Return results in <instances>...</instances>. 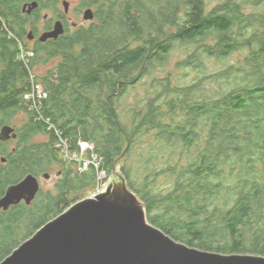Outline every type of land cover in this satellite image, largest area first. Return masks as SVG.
Listing matches in <instances>:
<instances>
[{"label":"trees","instance_id":"trees-1","mask_svg":"<svg viewBox=\"0 0 264 264\" xmlns=\"http://www.w3.org/2000/svg\"><path fill=\"white\" fill-rule=\"evenodd\" d=\"M27 1L42 8L56 5V0H0V127L15 110L27 111L30 66L59 60L36 76L47 93L44 120L35 113L33 120L27 111L30 120L19 136L25 142L22 151L7 155L0 142V154L7 155L0 161V197L34 170L33 164H44L50 142L27 143L51 123L71 150L78 149L79 141L92 144L105 174L120 163L119 177L143 201L149 222L175 240L202 250L264 256V0H222L209 13L205 0H87L94 21L70 37L36 46L24 62L18 42L26 33L28 16L21 6ZM209 38L215 41L212 46L206 45ZM186 44L196 47L179 66L194 71H204L207 58L228 59L241 49L247 53L238 64L203 74L191 86H172V73L165 80L152 77L151 87L160 89L155 97L124 105L131 88L164 66L175 46ZM207 76L221 93L193 99L195 92H204ZM50 132L54 145L57 136ZM219 137L222 141L214 146ZM134 169L146 171L148 189L140 185L152 197L135 188ZM89 175L85 185L79 178L71 186L73 193L95 183L94 166ZM159 177L171 181L165 194L152 193ZM64 189L57 194L61 199L68 194ZM77 200L45 203L52 205L49 210L35 202L0 210V262L45 224L47 215L56 216ZM254 223L259 230L246 245L244 230Z\"/></svg>","mask_w":264,"mask_h":264},{"label":"water","instance_id":"water-1","mask_svg":"<svg viewBox=\"0 0 264 264\" xmlns=\"http://www.w3.org/2000/svg\"><path fill=\"white\" fill-rule=\"evenodd\" d=\"M63 5L67 7L68 2L63 1ZM37 6V1L25 3L21 12L28 14ZM84 17H92L91 10H86ZM63 31V24L56 21L39 39H57ZM26 37L33 38L32 30ZM16 137L14 127H0V142ZM121 181L124 194L114 192L111 186L106 192L77 200L14 248L0 264H264L262 255L225 254L175 240L149 222L144 203L142 206L137 194L123 178ZM38 191L37 178L27 174L6 187L0 210L7 211L21 201L30 205Z\"/></svg>","mask_w":264,"mask_h":264},{"label":"rangeland","instance_id":"rangeland-1","mask_svg":"<svg viewBox=\"0 0 264 264\" xmlns=\"http://www.w3.org/2000/svg\"><path fill=\"white\" fill-rule=\"evenodd\" d=\"M67 1H69L71 4H75L79 0H67ZM221 1L222 0H205L206 12L209 13L210 10L213 7L220 4ZM246 11L247 12L252 11V9L247 8ZM50 12L51 11L48 9L43 10V14H46V16L51 15ZM24 23H25L24 26L26 29V31H25L26 33L30 28L36 29L37 27H41L43 25L42 22H40L38 24H36V23L32 24V20H30V19H27ZM79 23L83 24L82 21H79ZM87 24L88 23H85L84 25H87ZM26 33H25L23 40L19 39V43L21 44L24 51H28V52L33 53V49L36 47V45H34L28 41V39L26 37ZM214 42L215 41L213 39L209 38L206 45L212 46L214 44ZM186 45H188V46H186ZM186 45L175 46L173 48V50L170 52V54L167 57H165V65L164 66L159 67L158 69L157 68L153 69L151 71V75H149L150 77L147 76V77L142 78L136 87L131 88L127 92L126 101L124 102V105H134V102L138 99L139 100H143V99L146 100V99L154 98L155 97L154 92L159 91L160 89H156V88L151 87L150 79L152 77L153 78L160 77V80H165V79H167L165 76H167L168 73H172L174 76H172L169 80V83L172 86H174V85L187 86V85H190L191 83H193L191 85H194L195 80L199 79L198 78L199 76H201L203 74L210 75L212 73L218 72L221 68L229 66V64H233V63L238 64L237 62H239L240 59L247 53L246 49H241V50H238V51L232 53L228 59L225 58L224 60H217V59H215L216 57L215 58H207V59H209V61L205 62V65H206L205 70L204 71H202V70L201 71H196V70L194 71L193 69L181 68L179 66V62H181V60L196 47L195 44H186ZM19 49H20V46H19ZM32 57H33V55H32ZM58 60H59V58H55V59L50 58L46 61H40V62L34 64L32 67L30 66V68H29L30 69L29 70V78H28L29 87H28V93L24 96V99L26 102L25 104L27 105V107H26L27 111H29V113L31 114L32 117L34 116V111L32 109V105L34 106L35 102L37 101L35 96L38 95L39 89L43 88V86L40 83H37L36 76H39L41 74H45L47 71L52 69ZM202 81H205L204 82V92H202V94H200V95H196V92H195L194 94H192L193 99L199 98L202 95H206V96L213 97V98H215V96H219V94L221 93L220 85L218 86L213 82L214 79H212V76H207V77L203 78ZM27 111L25 109L15 110L12 113V115L8 118V120L4 121V124H8V125L16 128L17 130H19V132H21V131L23 132L22 127H24V125L28 124L29 120H30V116L28 115ZM35 116H36V114H35ZM1 117H2V114L0 113V118ZM33 120H35L34 117H33ZM50 127L51 126L49 124L47 126V128L45 129L44 133H37L36 135L31 137V140L28 141V143H27L28 147L35 145V144H39V143H47V141L50 140V136L52 139V134L50 132V130H52V129ZM221 141H222V139H221V137H219L214 146H219V142H221ZM58 142L59 141L55 140L54 144L58 145ZM86 143L89 144L90 146H92V144H90L88 142H86ZM86 143H84V146L81 145V148L83 149V151L78 152V156L80 158L79 166H82L83 162L86 161L90 157L89 147L87 146ZM3 144H4L3 147L7 151L14 149L16 152H21L22 147L25 145V142L20 140L19 138H15V139H10V140L4 142ZM200 144L203 145L202 143H200ZM29 151L35 152L36 150L30 148ZM2 152L3 151H1V153ZM2 156H5V154H0V158ZM94 162L95 163L97 162V157H95ZM75 165L78 166V161H75ZM120 166H121L120 163L115 164V167L112 169V172L110 174H105V172H103V171L97 172V177H96L95 183L91 184L88 188L83 189L79 193L75 194L73 192H70L65 197H63L62 199L59 198L57 195L58 189L54 190L52 188V186H53L52 183L55 181V176H54L55 172L53 171L51 181H44L43 180V188H42L41 192L39 193V195L37 196L36 200L34 199L35 204L40 203L41 207H43L45 203H51V202L57 201V199H59L61 201L66 200V201L70 202L73 199L83 198V197L89 195V193L92 194L94 192H98V191L104 189L106 185H109L110 187L112 186L113 189L120 190V189H122V181H121L122 178L119 177V175H121ZM137 171L138 170H136V169H134L132 171V177L134 178V180L137 183V186H135V188L138 189L140 191V193L147 194L148 197H152V194H149L143 188V186L140 185V184L145 183L147 186V189H148L149 184L147 181H144V176L146 174V171L144 169H142L143 174L140 171H138L139 175L137 177H135L134 173ZM101 172H103V173H101ZM153 180H155V179H153ZM155 181L156 182L152 186V193L156 192V193L165 194L167 191H169L171 189V181L168 180L167 178L159 177ZM130 190H132V189H130ZM39 196H41V197H39ZM39 198H40V200H39ZM140 200H139V202L142 204L143 201L142 200L140 201ZM61 201H59L60 203H58V208H57L58 210H59V208H61V205H62ZM159 203H162V201H160ZM35 204H34V206H35ZM142 206H143V204H142ZM51 208H52V205L47 204L45 207H43V210H49ZM143 208H145V205L143 206ZM145 210H146V208H145ZM155 210L158 211L157 209H154V210H152V212H156ZM55 214L51 213V214L47 215L46 218L51 220L52 218L57 216V215L55 216ZM146 215H147V212H146ZM256 224L257 223H254L252 226L246 227L244 230V242L246 245L249 244L253 231L259 230L260 226L256 225ZM22 231H23V233L25 232L24 229Z\"/></svg>","mask_w":264,"mask_h":264},{"label":"flooded vegetation","instance_id":"flooded-vegetation-1","mask_svg":"<svg viewBox=\"0 0 264 264\" xmlns=\"http://www.w3.org/2000/svg\"><path fill=\"white\" fill-rule=\"evenodd\" d=\"M63 1L68 2L67 7H65L63 5ZM25 3H28V1ZM44 9L50 10L51 15L46 16V14H43ZM88 9L91 10L92 17L85 18L84 12ZM94 11H95L94 7L88 6L87 0H79L75 4H71L67 0H56V5L49 6V7L47 6L46 8H42V6H40L38 4V6L35 9H33L30 13H28V14L24 13L28 16L27 19L32 20V24H35V23L38 24L40 22L43 23V25L41 27H37L36 29H33V28L29 29V30H32V32H33V38L30 40L28 39V41L30 43L36 45V46H39V45H43V44H47V43H53V42L59 40L60 38H62L64 36L70 37L76 31L80 30L81 27H85L89 23L94 21ZM56 21H60L63 24V28H64L63 33L61 35H59V37L57 39L49 38L46 41H43V42L40 41V39H39L40 36L43 33L52 30L53 25ZM79 21H82L83 24L82 23L80 24ZM85 23H88V24L84 25ZM26 125H28V124H26ZM15 131L17 133L16 138H19V136H20L19 130H17L15 128ZM34 135H36V134H33L32 137ZM47 142H50L49 144H50L51 152H49L50 155H48L46 158H44V164L41 166H37V165L33 164V168H35V169L30 170L29 172H26L24 174V176L27 174H31V175L35 176L39 182V191L34 198L35 200L43 188V180L44 181H51L52 180L53 171L55 172L54 173L55 181L52 183V185H53L52 188L54 190L58 189V193H59L60 187L65 188L63 191L64 193L74 192V190L71 188V186H73L79 178H82L84 180L83 185H85V182L90 181L89 169L79 171L78 166L75 165V162L73 160L64 159L60 150L58 148H56L55 144L52 145L51 136H50V140H48ZM15 152L16 151L14 149H11L9 151L6 150L7 155H8V153H15ZM7 155L2 156V157H4L6 159ZM44 173H48L49 176L47 178L43 177ZM83 188L85 189V187H83ZM80 190H79V192H80ZM34 199L30 205H26L24 203V201H21L19 204L20 205L25 204L26 206L30 207L31 205L34 204V202H35Z\"/></svg>","mask_w":264,"mask_h":264},{"label":"built area","instance_id":"built-area-1","mask_svg":"<svg viewBox=\"0 0 264 264\" xmlns=\"http://www.w3.org/2000/svg\"><path fill=\"white\" fill-rule=\"evenodd\" d=\"M18 44L20 46L19 58L25 62V61H27V59L32 57L33 53L28 52V51H24L21 44L19 42H18ZM35 97H36L37 101L35 102L34 106L32 105V109H33L34 113L36 114L37 119L44 120L43 115L41 114V111L43 108V101L47 98V93L44 91L43 88H40L38 91V95H36ZM46 122L48 123L47 120H46ZM49 124L51 126L50 128L53 129L56 133V136H57L56 140L59 141L58 145H55V146H56V148H58L60 150L64 159L73 160L74 162L78 161V169L80 171L87 170L90 168V166H94L96 168L97 172H100V170H99L100 159L98 158V156L94 152L92 146H90L86 142L79 141L77 144L78 149L76 151L71 150L69 141L62 137L61 132H59L53 124H51V123H49ZM84 143H86L87 146L89 147L90 157L86 161L83 162L82 166H79L80 158L78 156V152L83 151V149L81 148V145L84 146ZM95 157H97L96 163L94 162ZM101 173H103V172H101Z\"/></svg>","mask_w":264,"mask_h":264},{"label":"bare ground","instance_id":"bare-ground-1","mask_svg":"<svg viewBox=\"0 0 264 264\" xmlns=\"http://www.w3.org/2000/svg\"><path fill=\"white\" fill-rule=\"evenodd\" d=\"M125 1V0H124ZM29 2V1H28ZM51 4V3H50ZM108 6V5H107ZM138 7V6H137ZM50 9V8H49ZM154 11V10H153ZM43 15V14H42ZM137 16V15H136ZM147 16V15H146ZM148 17V16H147ZM44 18V17H43ZM150 18V17H149ZM3 20V19H2ZM44 21V20H43ZM28 25V24H27ZM27 27V26H26ZM105 27V26H104ZM157 27V26H156ZM132 28V27H131ZM151 28V27H150ZM155 29V28H154ZM114 30V29H113ZM140 31V30H139ZM86 33V32H85ZM156 33V32H155ZM73 34V33H72ZM153 36V35H152ZM82 38V37H81ZM80 48V47H79ZM70 63V62H69ZM163 96V95H162ZM45 151V150H44ZM89 184V183H88ZM110 188V186L109 185H106L105 186V188L104 189H102V190H100V191H98V193H101V192H106L108 189ZM111 190H113L114 192H118V193H121V194H124L125 193V190H123V189H120V190H114L113 188H111ZM206 195V194H205ZM209 195V194H208ZM216 199H218V198H216ZM264 199V198H263ZM202 200V199H201ZM213 200V199H212ZM199 202V201H198ZM201 202V201H200ZM212 202V201H211ZM207 203V202H206ZM200 205V204H199ZM261 205V204H260ZM263 205V204H262ZM212 207H214V206H212ZM201 209V208H200ZM212 209V208H211ZM261 209V208H260ZM192 210V209H191ZM253 210H254V208H253ZM178 211V210H177ZM219 211V210H218ZM252 211V210H251ZM254 211H256V210H254ZM260 211H262V210H260ZM183 212V211H182ZM210 212H212V211H210ZM187 213H188V211H187ZM203 214V213H202ZM207 214V213H206ZM203 215H205V213L203 214ZM202 215V216H203ZM220 215V214H219ZM179 216V215H178ZM210 216V215H209ZM221 216V215H220ZM260 216V215H259ZM263 216V215H262ZM204 217V216H203ZM217 219H218V217H217ZM216 219V220H217ZM227 220V219H226ZM182 221V220H181ZM225 221V220H224ZM183 222V221H182ZM212 222V221H211ZM210 222V223H211ZM218 225V224H217ZM210 226H212L211 224H210ZM214 226V225H213ZM229 226V225H228ZM263 226V225H262ZM206 228V227H205ZM210 228V227H209ZM222 228V227H221ZM224 228V227H223ZM227 228V227H226ZM217 230H220V229H217ZM219 238V237H218ZM221 238V237H220ZM215 240V239H214Z\"/></svg>","mask_w":264,"mask_h":264}]
</instances>
